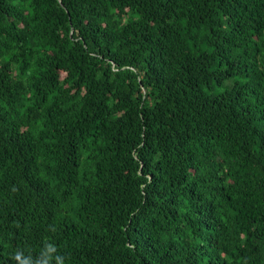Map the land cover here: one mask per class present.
<instances>
[{
  "label": "trees",
  "instance_id": "trees-1",
  "mask_svg": "<svg viewBox=\"0 0 264 264\" xmlns=\"http://www.w3.org/2000/svg\"><path fill=\"white\" fill-rule=\"evenodd\" d=\"M0 264H264V0H0Z\"/></svg>",
  "mask_w": 264,
  "mask_h": 264
}]
</instances>
